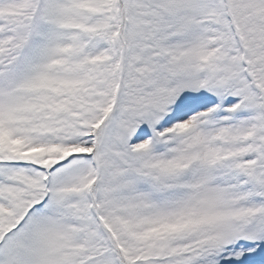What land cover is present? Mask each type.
Listing matches in <instances>:
<instances>
[{"label": "snow or ice", "instance_id": "snow-or-ice-1", "mask_svg": "<svg viewBox=\"0 0 264 264\" xmlns=\"http://www.w3.org/2000/svg\"><path fill=\"white\" fill-rule=\"evenodd\" d=\"M0 264H264V0H0Z\"/></svg>", "mask_w": 264, "mask_h": 264}]
</instances>
